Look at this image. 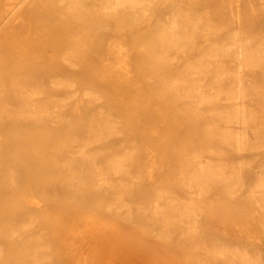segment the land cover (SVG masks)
<instances>
[{
  "label": "bare ground",
  "instance_id": "1",
  "mask_svg": "<svg viewBox=\"0 0 264 264\" xmlns=\"http://www.w3.org/2000/svg\"><path fill=\"white\" fill-rule=\"evenodd\" d=\"M23 1L7 8L0 0V194L20 187L27 203L0 217L7 239L0 238V264H101L111 251L105 243L120 232L113 217L146 220L163 241L194 243L205 264H264V0ZM123 32L137 65L151 71L154 103L171 98L186 129L175 133L177 155L165 157L171 163L159 176L97 82L101 47L116 49L114 75L126 68L121 40L105 39ZM82 103L84 122L72 124L69 111ZM51 129L63 132L53 135L58 156L49 174L41 168L35 184L22 181L24 146ZM57 185L102 213L69 219L43 208L39 195H58ZM224 199H246L259 211V237L249 248L227 232L203 231L208 211Z\"/></svg>",
  "mask_w": 264,
  "mask_h": 264
},
{
  "label": "rangeland",
  "instance_id": "2",
  "mask_svg": "<svg viewBox=\"0 0 264 264\" xmlns=\"http://www.w3.org/2000/svg\"><path fill=\"white\" fill-rule=\"evenodd\" d=\"M12 1L2 0V3L7 8H13L25 2L23 0ZM239 5L242 6L243 4L240 2ZM218 6L219 1L213 3L214 12L218 10ZM145 29L146 27L141 28L142 31ZM138 30L136 29V31ZM117 38L123 43V52L126 54L128 61L125 69L128 72L125 74V69H123L118 71L117 75H114L115 68L112 64L114 59L112 52L116 49L112 46H104L96 54V57L98 55V58L102 57L103 59L97 82L105 88L102 91L100 90L104 95L105 106L112 108V111L118 114L122 122L128 126L123 130L124 133L134 136L142 153L148 154V162L156 166L154 175L159 176L171 163V161L165 160V157L170 159L177 155L174 143L178 142L179 139L177 140L175 133L180 132L183 134L186 131L184 127H179L181 116L178 110H180V106L177 108L178 110L174 116L172 110L173 100L171 98L167 97L164 102L154 103L158 98L154 95L153 87L146 82L145 78V75L151 71H147L146 68L137 65L134 56V41L127 32L116 34L108 33L105 39L118 42ZM52 52L53 49L49 45L46 49V55ZM178 55L180 58L182 56L187 57L189 53H179ZM29 58L33 59V55H30ZM117 88H123L125 93L119 92ZM122 94H126V96L122 97ZM121 100H125L126 104H123ZM77 106L79 109H70L69 111L71 116L76 117L71 120L72 124H81L84 122L80 118L89 111L87 108L89 105L87 103H82ZM58 132H63V130L51 129L50 131L39 133L36 135L38 137L36 142L34 141L32 144H26L24 146V151L21 152L23 157L21 159L22 164L21 162L18 163L21 164V177L24 178L22 179L20 177L22 181L28 179L27 181L29 183L32 185L35 184L39 181L36 173L41 168L47 169L49 174L48 168L53 164L52 159L58 156L54 141L55 136H53ZM19 135L23 138L26 136L25 132ZM148 137L149 139H146ZM145 163L147 164V161ZM248 172H250V169ZM146 182V185H148L151 181L149 179ZM16 188L12 189L7 196L0 194V217H2L3 212L16 216L20 207L27 206V203L24 202L23 197L19 193L18 189L20 187ZM45 188L49 190V183ZM56 191L58 195L55 196L50 194L45 196L39 195L42 199L40 204L43 208L48 207L51 212L64 214L69 219L74 217L76 211L102 213V210L98 208L95 202L81 198L71 199L64 194V190L59 185H57ZM214 203L216 205L212 206L206 217L209 224L202 226L203 231L209 235H224L227 232V235L231 234L237 237L239 240L237 244L249 248L251 245L250 242L257 240L259 237V211H255L246 199L240 201L224 199ZM111 218L108 217L107 219L111 220ZM117 218L113 217L112 220L119 223L120 232L118 236H112L114 237L113 241L110 240L105 243L107 246H110L111 251L106 252L105 256L101 257V264H187V262L188 264H205V260H202L201 256L196 257L199 256V250L193 246L194 243L187 244L186 240L181 242L176 237H172L171 241H163L157 236V232L154 231L146 220H143V223L140 220H135L133 221L134 224H132ZM239 229L241 231H238ZM121 231L125 232V234ZM229 231H232V233ZM0 238L3 242L7 241L4 234L0 235ZM16 238L18 239L20 236ZM13 240L11 242L15 243ZM199 245L204 244L198 243L197 246ZM262 252L264 253V249ZM216 264H222V262L219 261Z\"/></svg>",
  "mask_w": 264,
  "mask_h": 264
}]
</instances>
